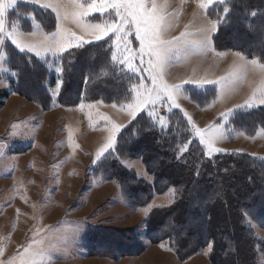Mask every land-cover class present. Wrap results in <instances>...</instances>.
<instances>
[{"label":"rangeland","instance_id":"1","mask_svg":"<svg viewBox=\"0 0 264 264\" xmlns=\"http://www.w3.org/2000/svg\"><path fill=\"white\" fill-rule=\"evenodd\" d=\"M215 5L210 6L205 14L197 7V0H170L168 11L176 10L178 16L173 17L172 27L166 33V38L179 35L186 24L190 25V30H192L208 25L209 21L217 22L209 15L210 9ZM23 13H32L36 22L42 25L43 32L55 30V14L51 10L45 12L37 5L30 3L18 4L15 9L8 10L6 18L8 21L18 22L19 31L24 34L23 40L31 42L41 39L40 35H29L34 30L33 21L22 15ZM222 16L223 18L226 16L225 12ZM94 17V19L90 18L93 23L109 19L107 15L101 16L99 13L94 14ZM28 24L29 27L24 28V25ZM65 26L79 32L71 20L65 21ZM215 32L211 37L214 51L204 54L193 53L170 64L164 74L169 84L199 78L205 74L210 78H215L227 72L234 61L244 63L234 55L239 51H218L214 47ZM86 39L90 38L86 37ZM114 40L115 36L111 39L105 37L102 40L111 46L110 67H115L116 72L130 80L132 84H140L143 77V83L151 87V79L147 72L132 74L124 65H114L112 61L113 52L116 51ZM128 40L131 42L130 49L134 53L137 52L140 45L134 31L128 36ZM8 45L20 51L11 43V40L5 41V51ZM88 45L90 44H85L82 48ZM82 48L68 50L59 60L49 54L47 63L35 57L34 53L24 51L36 61V65L43 63L49 70L50 75L45 82L52 98V105L49 108H45L39 101L19 94L15 88L17 76L0 75V79L7 84V87L0 86V92H10L4 105L0 106V143L8 145L5 155L0 158V237L6 238L3 240L4 255L0 259L7 262L10 257L15 256L20 250L18 246L26 245L33 239V232L36 227H39L45 230L40 235L49 237L65 229L70 230L67 252L53 253L51 264H264V226L249 211L242 212L239 221L238 217L233 214L225 220L219 216L218 222L214 221V227L217 224V228L214 230L215 234L210 243L187 259L180 257L182 255L175 249L173 240L167 239L159 243L151 241L150 224L156 215L161 216L165 209L175 204L177 195L172 198L169 194L170 189H175V187L169 186L163 192L154 189L150 201L145 205L137 206L129 202L124 194L128 184L132 181V176L148 182L151 186L155 187L156 184L154 175L148 171L142 158H122L120 163L124 165V172L117 177L118 180L106 181L103 177L96 175L95 171L99 163L115 154L123 131L142 114L149 117L148 113L152 111V106H145L137 113V117L132 119L127 109V105L134 101L136 95L132 90L128 99L119 102L92 98L91 95H85L80 101L72 104H64L60 101L65 78L64 58ZM241 54L247 60L256 58ZM147 59L145 56V63L141 66L140 57L137 54L133 63L137 67H147ZM57 66H62L63 71H56ZM6 67L15 71L9 64ZM121 68L124 69L123 74L120 72ZM260 76L259 71L249 66L245 81L222 98L217 97L216 91H194L192 85H185V91L178 99L181 106L179 109L172 108L169 112L168 101L157 103L155 106L158 116L166 118L167 127L162 129L150 118L168 138H172L166 134L171 126H178L186 132L176 130L179 133L176 147L180 159H185L192 150L196 151L193 149L195 146L201 147L199 151L204 153L206 159L234 153L264 157V135L257 134L264 129L262 126L264 125V105L252 109L235 110L226 125L232 130L231 135L216 143V147L223 151L214 152L211 156L206 155V149L200 144L199 138L193 136L190 131L192 124L183 114L186 111L195 125L201 129L212 124H223L225 122L219 114L235 104L242 103L251 91L250 83L257 82ZM196 93L212 94L213 100L209 104L201 105L193 99ZM253 114L258 118L262 116L263 123L254 126L251 121L250 127L254 128V131L246 130L248 128L242 129L247 125L244 116H254ZM104 117L108 119L105 120ZM113 123L124 125V127L115 134L113 148L94 164L96 153L107 142ZM13 124L17 125L15 131L19 132V135H10L14 131ZM70 132L71 140H69ZM185 145H187V150L181 153L180 149ZM114 157L117 158V154ZM126 162L132 163L133 167H127ZM236 192L237 190H233V193ZM170 199H172L171 203H169ZM154 203L165 206L153 207L145 216L143 210ZM249 221L255 225L251 230L248 227ZM96 223L115 228L111 231L129 230L123 235L128 241L135 238L144 249L141 252H133V255L120 257L87 255L81 240L86 230ZM230 223V237L234 246L229 249L233 253L226 255L228 243L224 228ZM48 226H51V231L48 230ZM77 227L80 228L79 234L72 236L71 230ZM133 234L134 236L130 237ZM112 238L117 240L119 235L114 233ZM209 245H211V251H209Z\"/></svg>","mask_w":264,"mask_h":264},{"label":"trees","instance_id":"2","mask_svg":"<svg viewBox=\"0 0 264 264\" xmlns=\"http://www.w3.org/2000/svg\"><path fill=\"white\" fill-rule=\"evenodd\" d=\"M224 7L215 5L209 11L210 17L218 22L213 36L214 47L218 51H239L264 63V0H231L226 5L230 12L223 18ZM252 12L257 15L252 17L249 15ZM27 27L29 24L24 25ZM105 42L90 44L64 58L65 78L60 93V101L64 104L77 103L85 95L111 102L130 96L132 83L117 73L115 67H110L112 51ZM6 52L11 61L9 65L19 73L16 91L43 103L45 108L51 107V94L45 86L50 75L48 68L43 63L36 65L28 54L11 45L6 47ZM102 69L109 74L100 76ZM52 80L53 83L54 78ZM196 94L193 99L201 105L213 100L212 94ZM9 95V91L0 92V106ZM253 115L244 116L247 125L242 129L254 131L250 127L251 121L254 126L263 123L262 116ZM176 130L186 133L178 126H171L166 134L172 138H168L150 117L142 114L121 134L114 154L117 158L110 155L99 163L95 171L106 181L118 180L117 177L124 172V165L120 163L122 158H142L156 184L154 187L132 176L124 194L137 206L148 203L154 189L163 192L169 186L175 187V204L165 209L161 216L156 215L150 224L151 241L159 243L171 239L182 255L180 257L187 259L210 243L217 228L214 221L217 223L219 216L225 220L233 214L239 221L242 212L249 211L264 226V160L243 153L206 159L199 151L200 146H195L193 149L196 151L192 150L185 159H180L176 147L179 133ZM233 190L237 192L233 193ZM225 227L226 255H229L233 253L229 249L234 246L230 237L231 223ZM113 229L99 223L91 225L81 240L87 255L120 257L144 249L138 240L128 241L123 235L129 230L111 231ZM114 233L119 235L117 240L112 238Z\"/></svg>","mask_w":264,"mask_h":264},{"label":"snow or ice","instance_id":"3","mask_svg":"<svg viewBox=\"0 0 264 264\" xmlns=\"http://www.w3.org/2000/svg\"><path fill=\"white\" fill-rule=\"evenodd\" d=\"M230 2L231 0H197V7L206 14L210 6L215 4L227 5ZM28 3L37 5L45 12L51 10L55 14L56 20L54 31L43 32L42 25L36 22L32 13H23L22 15L33 21L32 28L34 30L29 35L41 36V39L31 42L22 39L24 34L19 31L18 22L8 21L6 18L9 9H15L18 4ZM169 6L170 0H0V75L18 76L19 74L6 67L11 62L4 50L6 40H11V43L21 52L34 53L35 57H39L47 63L49 54L59 60L62 59V54L70 49L82 48L85 44L102 41L105 37L111 39L112 36H115L113 44L116 51L112 55L114 65H124L132 74L141 71L147 72L151 79V87H147L143 83V77L140 84L131 85V90L136 95L134 101L127 105L130 116L135 119L139 111L145 106L151 105L152 111L148 115L163 129L167 127L166 118L158 116L155 109L157 103L168 101L169 112L172 108L179 109L181 106L178 99L184 93L185 85H192L194 91H216L217 97L222 98L245 81L248 67L251 66L261 73L260 79L255 83H250L251 91L242 103L235 104L232 108H228L219 114L225 123L212 124L201 129L195 125L186 111L183 113L188 118V122L192 124L190 131L193 136L199 138L200 144L204 145L206 149V155L211 156L214 152L223 151L216 147V143L231 135L232 130L226 125L229 118L234 115L235 110L252 109L264 105V63H261L259 58L247 60L241 53L237 52L234 55L244 63L234 61L229 70L221 76L210 78L205 74L199 78H190L181 80L179 83L169 84L164 74L170 64L193 53L204 54L208 51H214L211 37L212 33L217 30V22L212 21H209L206 26L192 30H190V25L186 24L179 35L166 38V33L172 27L173 17L178 16V11H168ZM224 12L227 14L230 9L225 6ZM97 13L101 16L107 15L109 19H102L98 23H93L90 18L94 19V14ZM249 15L255 17L257 13L252 12ZM68 20L76 25L79 32L65 26V21ZM133 31L140 45L135 53L130 49L131 42L128 40V36ZM86 37L90 39H86ZM137 54L140 57L141 66L144 65V57L147 56V67H137L133 63ZM56 71L62 72L63 67L57 66ZM120 72L123 74L124 69L121 68ZM108 74L104 69L99 73L100 76H107ZM0 86L7 87V84L0 79ZM104 119L107 120L108 118L104 117ZM123 127L124 125L113 123L107 142L96 153L94 164L113 148L115 134ZM12 128L14 131L10 135H19V132L15 131L17 125L13 124ZM257 134L264 135V129H261ZM69 140H71V132ZM7 147L6 143H0V158L5 155ZM186 150L187 145L180 149L181 153ZM258 158L264 160V157ZM126 163L127 167H133L132 163ZM169 194L175 198L177 190L170 189ZM171 202L172 199L169 200V203ZM164 206V204L155 203L149 205L143 210L144 215L147 216L153 207ZM245 215L247 216V214ZM248 227L251 230L255 225L249 221ZM48 230L51 231V226H48ZM44 231V229L36 227L33 232V239L26 245L18 246L20 250L7 262L0 259V264H51L53 253L67 252L70 230L65 229L51 237L41 236L40 234ZM79 232V227L71 230L72 236L78 235ZM4 239L6 238L0 237V257H3L5 251ZM209 251H211V245H209Z\"/></svg>","mask_w":264,"mask_h":264}]
</instances>
